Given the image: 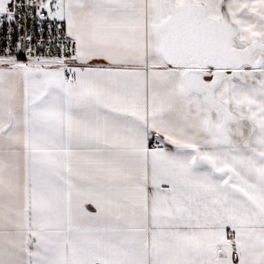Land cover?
I'll use <instances>...</instances> for the list:
<instances>
[{
	"label": "snow or ice",
	"instance_id": "obj_1",
	"mask_svg": "<svg viewBox=\"0 0 264 264\" xmlns=\"http://www.w3.org/2000/svg\"><path fill=\"white\" fill-rule=\"evenodd\" d=\"M26 13L79 66L0 58V264H264V0H0Z\"/></svg>",
	"mask_w": 264,
	"mask_h": 264
},
{
	"label": "built area",
	"instance_id": "obj_2",
	"mask_svg": "<svg viewBox=\"0 0 264 264\" xmlns=\"http://www.w3.org/2000/svg\"><path fill=\"white\" fill-rule=\"evenodd\" d=\"M31 16V13H26L28 19L24 31L15 25L11 28L7 24L0 25V58L11 57L23 64L34 59H64L66 67L76 66L68 59L74 54V46L67 37L63 22L49 20L46 13L43 15V22L40 18L32 19ZM27 36H31L30 41ZM6 67L7 65H0V68ZM151 144H155V139Z\"/></svg>",
	"mask_w": 264,
	"mask_h": 264
},
{
	"label": "crops",
	"instance_id": "obj_3",
	"mask_svg": "<svg viewBox=\"0 0 264 264\" xmlns=\"http://www.w3.org/2000/svg\"><path fill=\"white\" fill-rule=\"evenodd\" d=\"M64 26H65V29H66V32H67V24L66 22H63ZM90 64L93 66V67H100V66H104L106 64L105 61H102V60H94V61H90ZM76 66H79L78 64H75ZM154 139V138H153ZM152 143V141H151ZM85 209L88 211V212H92L94 213L96 211L95 207L91 204H87L85 205ZM226 234H227V237L229 239L232 238V232H231V229L228 228L226 229Z\"/></svg>",
	"mask_w": 264,
	"mask_h": 264
}]
</instances>
